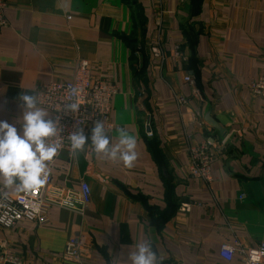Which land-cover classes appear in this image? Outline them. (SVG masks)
Listing matches in <instances>:
<instances>
[{
  "label": "crops",
  "instance_id": "0c3cea01",
  "mask_svg": "<svg viewBox=\"0 0 264 264\" xmlns=\"http://www.w3.org/2000/svg\"><path fill=\"white\" fill-rule=\"evenodd\" d=\"M5 1L0 120L20 130L19 95L70 78L85 60L94 77L118 84L116 128L106 134L110 146L120 130L134 137L136 158L125 166L90 141L58 151L52 184L77 191L86 182V209L52 206L42 224L0 227V244L21 264H130L128 252L146 240L160 264H243L219 248L264 242V104L250 90L264 75V0H134L140 25L126 0ZM206 137H226L208 182L187 174L189 146ZM72 236L76 263L62 258Z\"/></svg>",
  "mask_w": 264,
  "mask_h": 264
},
{
  "label": "built area",
  "instance_id": "2783aa9c",
  "mask_svg": "<svg viewBox=\"0 0 264 264\" xmlns=\"http://www.w3.org/2000/svg\"><path fill=\"white\" fill-rule=\"evenodd\" d=\"M6 1L0 0V28L6 26L4 17ZM70 18V16H67ZM156 52L155 49H153ZM184 81L193 84L190 75L184 76ZM79 91L81 102L80 110L76 113L61 110L63 105L72 100L70 91ZM251 92L262 99L264 104V75L257 77L250 83ZM119 91L118 84L105 77H94L88 62L78 60L73 75L61 81L43 83L35 89L40 107L49 111L50 118H60L58 125V137L49 138L50 142L59 139L62 142L60 150L65 149L70 153L68 134L82 129L87 136L96 122H104L106 133L112 132L116 126L111 120V104L113 96ZM185 99L178 97V102L183 103ZM264 116V108L262 111ZM147 125V124H146ZM60 126L62 130L60 129ZM151 132H147L150 135ZM226 143V137H222L214 143L212 137L189 146L187 174L189 177L197 178L205 182L210 181V164L216 156L218 146L222 148ZM59 150V151H60ZM52 161L48 162L50 169ZM91 193L88 184L81 181L79 190H69L52 184L51 172L44 185L33 191L20 190L17 194L10 196L0 188V227L12 228L21 220L33 221L42 224L46 221L48 209L52 206L64 207L83 213L90 202ZM237 254L241 257L243 264H264V242L252 248L242 247L238 241L223 243L219 248V255L225 261H231ZM80 257V244L76 237H69L66 241L62 258L66 261L76 263ZM18 254L0 244V264H21Z\"/></svg>",
  "mask_w": 264,
  "mask_h": 264
},
{
  "label": "clouds",
  "instance_id": "9594fccd",
  "mask_svg": "<svg viewBox=\"0 0 264 264\" xmlns=\"http://www.w3.org/2000/svg\"><path fill=\"white\" fill-rule=\"evenodd\" d=\"M70 95L74 98L61 110L74 114L81 107L79 91L73 89ZM19 101L23 110L20 130L16 124L0 120V180L5 186L15 185L17 190L33 191L45 184L50 172L48 162L62 147L59 139L55 142L49 140L58 137L60 118H48L49 113L39 106L38 96L29 91L22 92ZM68 140L74 153L90 141L95 152L112 160L119 159L125 166L130 167L136 158L135 138L120 130L118 143L110 146L104 122L95 123L90 137L82 129H77L68 134ZM160 256L153 250L152 241L146 240L128 252L127 260L130 264H160Z\"/></svg>",
  "mask_w": 264,
  "mask_h": 264
},
{
  "label": "trees",
  "instance_id": "16d2710c",
  "mask_svg": "<svg viewBox=\"0 0 264 264\" xmlns=\"http://www.w3.org/2000/svg\"><path fill=\"white\" fill-rule=\"evenodd\" d=\"M128 4H131L133 6V11L135 12V14L137 15L136 18H139V19H136V22L140 25L142 23L141 21V18H140V13L138 11V8L135 4V1L134 0H126Z\"/></svg>",
  "mask_w": 264,
  "mask_h": 264
},
{
  "label": "water",
  "instance_id": "95a60500",
  "mask_svg": "<svg viewBox=\"0 0 264 264\" xmlns=\"http://www.w3.org/2000/svg\"><path fill=\"white\" fill-rule=\"evenodd\" d=\"M146 131L149 132L150 128H149V125H148V122L146 123Z\"/></svg>",
  "mask_w": 264,
  "mask_h": 264
}]
</instances>
